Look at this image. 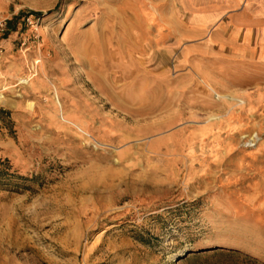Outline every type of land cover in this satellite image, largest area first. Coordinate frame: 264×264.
<instances>
[{
	"label": "rangeland",
	"instance_id": "rangeland-1",
	"mask_svg": "<svg viewBox=\"0 0 264 264\" xmlns=\"http://www.w3.org/2000/svg\"><path fill=\"white\" fill-rule=\"evenodd\" d=\"M216 2L0 0V264H264V34Z\"/></svg>",
	"mask_w": 264,
	"mask_h": 264
},
{
	"label": "crops",
	"instance_id": "crops-1",
	"mask_svg": "<svg viewBox=\"0 0 264 264\" xmlns=\"http://www.w3.org/2000/svg\"><path fill=\"white\" fill-rule=\"evenodd\" d=\"M222 3L225 9L235 10L243 8L244 10L239 15L232 17L230 21L232 25L241 23L246 26L245 30L248 33L253 31L264 34V0H223V2L221 0V2H216L217 5Z\"/></svg>",
	"mask_w": 264,
	"mask_h": 264
},
{
	"label": "trees",
	"instance_id": "trees-1",
	"mask_svg": "<svg viewBox=\"0 0 264 264\" xmlns=\"http://www.w3.org/2000/svg\"><path fill=\"white\" fill-rule=\"evenodd\" d=\"M9 25L11 26L12 24L9 23ZM5 38H7V35L5 36ZM15 179L24 180V177L17 175L16 172L13 171L9 160L0 161V185H7V186L12 185V182Z\"/></svg>",
	"mask_w": 264,
	"mask_h": 264
},
{
	"label": "built area",
	"instance_id": "built-area-1",
	"mask_svg": "<svg viewBox=\"0 0 264 264\" xmlns=\"http://www.w3.org/2000/svg\"><path fill=\"white\" fill-rule=\"evenodd\" d=\"M1 27H2V30H4V27H5V26H4L3 24L1 25Z\"/></svg>",
	"mask_w": 264,
	"mask_h": 264
}]
</instances>
